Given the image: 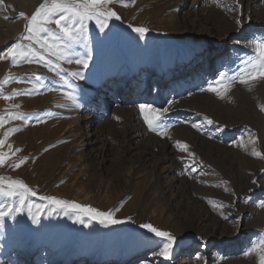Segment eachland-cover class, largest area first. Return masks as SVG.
Masks as SVG:
<instances>
[{"label":"rangeland","instance_id":"rangeland-1","mask_svg":"<svg viewBox=\"0 0 264 264\" xmlns=\"http://www.w3.org/2000/svg\"><path fill=\"white\" fill-rule=\"evenodd\" d=\"M38 1L2 0L0 55L24 33L26 21L19 13L31 16L43 2ZM196 2L201 13L185 16L178 7L181 0H114L108 7L121 19L110 20L104 31L89 22L87 40L75 46L71 62L57 60L38 45L33 47L52 61L51 69L43 62L12 66L0 59V91L31 93L0 97V115L6 120L9 111L26 117L0 127V140L18 129L0 147L9 153L11 145L15 153L0 167V176L22 180L36 192L26 203L44 206L38 223L35 208L5 217L0 264H133L140 258H145L142 264H260L258 253H245L264 239V80L253 82L251 91L236 83L225 99L202 89L222 75H234L244 59L256 55L253 41L264 38V0H220L231 12L212 0H189ZM136 27L149 31L140 36ZM218 53L224 55L219 69L197 86L182 82L164 105L156 96L146 98V104L169 109L160 122L170 125L166 135L149 129L140 107L133 112L143 118L137 123L131 109L110 112L95 102L106 83H113L114 94L126 79L143 88L153 72L166 73L170 84L200 63L207 66ZM76 59H86L88 67ZM74 72L81 75L73 77ZM8 76L14 79L3 83ZM85 111L89 118L99 114L98 129L84 125ZM177 141L188 151L176 147ZM253 148L262 155H253ZM20 159L26 162L13 169ZM41 196L113 212L124 222L101 224ZM10 203L0 198V210ZM78 215L84 223L77 222ZM141 224L176 238L171 259L159 255L161 238ZM235 243L231 256L217 250Z\"/></svg>","mask_w":264,"mask_h":264},{"label":"snow or ice","instance_id":"snow-or-ice-1","mask_svg":"<svg viewBox=\"0 0 264 264\" xmlns=\"http://www.w3.org/2000/svg\"><path fill=\"white\" fill-rule=\"evenodd\" d=\"M113 2L114 0H43L31 16L26 15L24 12L19 13V17L26 21L24 33L18 42L2 52L0 59L10 60L12 66H19L21 62H43L45 66L51 69L52 61L47 59L37 48L33 47V45H38L39 49H43L50 56H55L57 60H69L71 62L70 56L74 53L75 46L87 40L89 22L94 21L100 31H104L110 20L113 18L116 20L121 19L117 12L108 7ZM120 2L122 3V0ZM212 2L218 7L225 8L229 12L233 11L231 7L222 4L220 0H212ZM0 4H2V0H0ZM124 6L127 7L128 5L125 4ZM237 23L239 24L240 21H237ZM50 25H55V29L51 28ZM133 30L140 36H144L149 31L146 27H136ZM23 41H29V43L24 44ZM253 44L256 55L244 59L242 66L234 75H222L219 80L214 81L212 84H209L207 89L202 90L214 92L220 99H225L226 94L236 83L245 85L251 91L253 82L264 80V38L254 40ZM75 63L82 64L84 68L88 67V61L86 59H76ZM71 75L73 77H79L81 74L74 72ZM60 78L69 88L73 87L64 76ZM13 79V77L8 76L3 83L6 84ZM39 79L40 77L37 76V80ZM21 94L31 93L13 92L11 95H6L0 91V97L5 100H11L13 97ZM12 107L19 108L20 106L13 105ZM139 107L149 129L153 132H158L160 135H166L170 125H161L160 122L162 121L164 113L168 112L169 109L157 108L150 104H141ZM261 110L264 111V106H261ZM205 119L207 124L214 123L211 119ZM12 120H26V117L23 113L9 111L8 120L3 115H0V127ZM194 127L200 130L202 126L194 125ZM16 131L18 129L13 128L5 133V139L0 140V147ZM248 142L255 144V140L251 138ZM8 147L9 153L0 152V167H3L11 155L15 154L12 152V146L9 145ZM176 147L183 151H188L189 146L177 141ZM15 151L19 152L20 149H16ZM252 154L256 156L262 155L255 148H253ZM25 162V159H20L19 162H13L11 167L17 169ZM35 195L36 192L22 180H14L0 176V198L11 201L6 209L0 210V225H2L5 217L9 216L10 213L14 217L15 213L23 212L26 207L30 213L32 212V208L36 209L35 213H32V216L34 222L38 223L44 206L28 205L26 203L29 196ZM40 199L46 200L49 204L60 208L71 209L77 213L86 214L91 219L98 220L101 224H120L124 222L115 219L113 212H102L90 206H83L75 202L60 200L54 197L41 196ZM77 222L84 223V220L78 215ZM140 227L154 234L155 237L161 238L159 255L166 259H171L176 238L170 232L162 231L152 224H141ZM252 253H258L260 264H264V239H261L245 255H251Z\"/></svg>","mask_w":264,"mask_h":264},{"label":"bare ground","instance_id":"bare-ground-1","mask_svg":"<svg viewBox=\"0 0 264 264\" xmlns=\"http://www.w3.org/2000/svg\"><path fill=\"white\" fill-rule=\"evenodd\" d=\"M35 1V0H34ZM38 1V0H37ZM39 2V1H38ZM181 2L184 4V2H186L184 5L183 4H179L178 3V7L181 8V11L184 12L183 14L185 16H190V15H197L199 13H201L198 9V4L193 3V4H189V0H181ZM41 3V2H40ZM28 6V5H27ZM30 6V5H29ZM38 8V7H37ZM36 8V9H37ZM261 8V7H260ZM256 9V8H255ZM259 9V8H258ZM35 11V9H34ZM255 11V10H254ZM253 13V12H252ZM254 14V13H253ZM252 14V15H253ZM249 15V14H248ZM256 15V13H255ZM254 16V15H253ZM183 17V16H182ZM185 18V17H184ZM258 19V18H257ZM259 20V19H258ZM23 24V23H22ZM25 28V27H24ZM23 28V29H24ZM23 31V30H22ZM20 35V34H19ZM218 57H216L215 59H209L207 60L209 63L207 66L205 65H201L202 63H200V66L198 67L197 70H195L193 72V70L189 73L186 74H182L180 76L177 75V77H173L171 79V83L169 84L165 78H166V73L165 74H160V75H155L153 76V72L147 74V76L150 78L147 86L141 88L139 87V85L137 84V82L134 81H127L123 80L118 82V86L115 90V94L114 91L112 90L113 88V83H106L103 87H100L99 90L101 91L99 93V95L96 96V101L95 102H103V107L104 109H106V111H110V112H114L116 110H118L119 108H126V109H131L132 114L133 112H135L139 106L141 104H146V98L151 97V96H156L157 98H160V103L162 105L164 104H168L169 102L172 101V96H174V91L173 90L175 87L182 85V82L185 83L186 86H197L199 83H201L204 78H206L207 76H212L216 73V71L219 69V64L220 61H223L222 58H224L223 53L221 54H217ZM2 64V63H1ZM196 73V74H195ZM220 74V73H219ZM155 78H153V77ZM174 76V75H173ZM168 78V77H167ZM206 80V79H205ZM209 81V80H208ZM213 83V81H212ZM209 85V84H208ZM178 88V87H177ZM197 88V87H196ZM157 89V93L153 94V90ZM198 91V90H197ZM156 92V91H155ZM190 92V91H189ZM190 94H192L190 92ZM204 94V93H203ZM199 96V95H198ZM201 96V95H200ZM181 97V96H180ZM206 97V95H205ZM174 99V98H173ZM184 99V98H183ZM196 99V98H195ZM198 99V98H197ZM178 100V99H177ZM193 100V99H192ZM200 100V99H199ZM187 101V100H185ZM184 101V103H185ZM189 101V99H188ZM203 101V100H202ZM158 102V101H157ZM198 102V101H197ZM173 103V102H172ZM174 104V103H173ZM192 104V103H191ZM195 104V103H193ZM154 105V104H153ZM188 105V104H187ZM174 106V105H173ZM179 106V105H178ZM167 107V106H166ZM136 109V110H135ZM86 110V109H85ZM92 111V110H91ZM173 112V111H172ZM126 113V112H125ZM140 114V112H139ZM84 117L81 118L82 121L84 122V125H86V127L88 129L92 130H96L98 129V115L99 114H91L92 116L89 118L88 116H86V111L84 113ZM141 115V114H140ZM107 117V116H106ZM186 117V116H185ZM189 117V116H188ZM113 118V117H112ZM123 118V117H122ZM133 120H135V122L139 123L140 122V118L138 115H134L132 116ZM169 118V117H168ZM78 119V118H77ZM143 119V118H142ZM163 119V118H162ZM172 119V117H171ZM175 119V118H174ZM173 119V120H174ZM79 120V119H78ZM168 120V119H167ZM178 121V120H177ZM181 121V120H180ZM179 121V123H180ZM184 121V120H183ZM188 121V120H187ZM127 122V121H126ZM129 122V121H128ZM165 122V121H164ZM162 120V123H164ZM136 123V124H137ZM174 123V122H173ZM172 123V124H173ZM187 123V122H186ZM189 123V122H188ZM117 124V123H116ZM129 124V123H128ZM135 124V125H136ZM144 124V123H143ZM167 124V122H166ZM181 124V123H180ZM133 125V124H132ZM131 125V126H132ZM163 125V124H162ZM168 125V124H167ZM175 125V124H174ZM177 125V124H176ZM179 125V124H178ZM189 125V124H188ZM134 126V125H133ZM139 126V125H138ZM173 126V125H172ZM181 126V125H180ZM191 126V125H189ZM144 127V126H142ZM141 127V128H142ZM174 127V126H173ZM140 128V126H139ZM178 128V127H177ZM176 128V129H177ZM86 129V128H85ZM133 131V130H132ZM148 131V130H147ZM177 131V130H176ZM89 132V131H88ZM93 132V131H92ZM96 132V131H95ZM175 132V131H174ZM196 132V131H195ZM135 133V131H134ZM240 133V132H239ZM142 134V133H141ZM183 134V133H182ZM89 135V134H88ZM140 135V134H139ZM145 137V136H144ZM133 139V138H132ZM135 140H138V138H135ZM141 141V140H140ZM143 142V141H142ZM229 149V148H228ZM172 155V154H171ZM170 168V167H169ZM171 169V168H170ZM171 171V170H170ZM168 172V171H167ZM171 177V176H170ZM174 178V177H173ZM249 194V193H248ZM239 207V206H238ZM234 208V207H233ZM237 211V210H236ZM239 211V210H238ZM237 211V212H238ZM250 213V212H249ZM231 214V213H230ZM243 214V213H242ZM232 216V215H231ZM249 216V215H248ZM227 217V216H226ZM240 218V217H239ZM238 219V217H237ZM225 220V219H224ZM238 222V220H237ZM225 224H228V222H223ZM244 225V224H243ZM257 227V226H256ZM244 230V229H243ZM249 230V229H248ZM231 231V230H230ZM235 232V231H234ZM221 235V234H220ZM217 236V235H216ZM221 244V243H220ZM227 245H223L221 247H217V250L219 248H221L222 252L224 253V255L226 256H231L232 254L235 253L238 244H232L229 247H227ZM226 248V249H225ZM158 251V250H157ZM156 251V252H157ZM219 251V250H218ZM213 254V253H212ZM222 255V254H221ZM188 256V255H187ZM215 256V255H214ZM218 256V255H217ZM154 257V256H153ZM206 258V257H205ZM154 259V258H153ZM201 259V256H200ZM231 259V258H230ZM143 260H145V258H140V259H136L134 260L133 264H142ZM195 260V259H194ZM207 260V259H205ZM221 260V259H220ZM223 260V259H222ZM34 261V260H33ZM50 261V260H49ZM176 261V260H175ZM179 261V260H178ZM204 261V260H203ZM142 262V263H141ZM202 262V261H201ZM52 263V262H51ZM174 263V261L172 262ZM178 263V262H177ZM217 263V262H216ZM213 264V263H212Z\"/></svg>","mask_w":264,"mask_h":264},{"label":"built area","instance_id":"built-area-1","mask_svg":"<svg viewBox=\"0 0 264 264\" xmlns=\"http://www.w3.org/2000/svg\"><path fill=\"white\" fill-rule=\"evenodd\" d=\"M180 4H183L182 2ZM184 5V4H183Z\"/></svg>","mask_w":264,"mask_h":264}]
</instances>
